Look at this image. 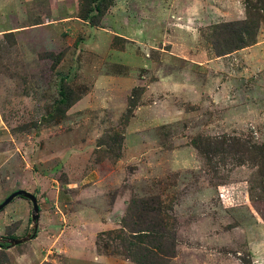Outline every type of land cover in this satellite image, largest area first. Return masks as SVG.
I'll list each match as a JSON object with an SVG mask.
<instances>
[{"label":"rangeland","instance_id":"374dc122","mask_svg":"<svg viewBox=\"0 0 264 264\" xmlns=\"http://www.w3.org/2000/svg\"><path fill=\"white\" fill-rule=\"evenodd\" d=\"M22 1L0 203L38 220L0 211V264H264V0Z\"/></svg>","mask_w":264,"mask_h":264},{"label":"crops","instance_id":"0c3cea01","mask_svg":"<svg viewBox=\"0 0 264 264\" xmlns=\"http://www.w3.org/2000/svg\"><path fill=\"white\" fill-rule=\"evenodd\" d=\"M7 1L10 2L11 0H7ZM12 1H14V0H12ZM21 2L24 3V1H22V0H21ZM51 231H52V233H55V236H57L58 233H60V231H53V230H51ZM61 234H62L63 239L69 238L66 233H61ZM36 238H38V236ZM55 238L53 239V236L52 235H49L48 236V242L46 241L47 242L46 245H44V243H41V245L43 244L42 246H45L44 247L45 250L48 249V246L49 245H50V248L53 247L52 249L47 250V253H54V254H57L58 255V253L60 252V254H62L61 255V258H63L64 260L72 261L71 258H74V252L63 253V248H64L63 245L61 243H56L55 242ZM52 242H54V243L52 244ZM51 244L53 246H51ZM47 253L45 255H43V259L46 260V261H48V260L49 261H52L49 258L47 259V256H48ZM76 253H78L79 255H81V257H82V254H84V256H86L87 260H89V262H91V264H102V262H103L102 259H100V257H97L96 259H94V255L93 254L91 255V253L89 252V250H86L85 248H82V249L80 248V250L78 252H76ZM77 257H79V256H77ZM43 259L40 261V264H43L44 263L43 262Z\"/></svg>","mask_w":264,"mask_h":264},{"label":"water","instance_id":"95a60500","mask_svg":"<svg viewBox=\"0 0 264 264\" xmlns=\"http://www.w3.org/2000/svg\"><path fill=\"white\" fill-rule=\"evenodd\" d=\"M15 197H21L23 199H26L30 205H31V216L30 219L33 223H36L38 220V206H37V202L36 199L34 198V196H32L30 193L23 191V190H17L13 193H11L10 195H8V197H6L1 203H0V211L6 206L8 205Z\"/></svg>","mask_w":264,"mask_h":264},{"label":"trees","instance_id":"16d2710c","mask_svg":"<svg viewBox=\"0 0 264 264\" xmlns=\"http://www.w3.org/2000/svg\"><path fill=\"white\" fill-rule=\"evenodd\" d=\"M92 2L94 1V0H91ZM82 20H84V19H82Z\"/></svg>","mask_w":264,"mask_h":264}]
</instances>
